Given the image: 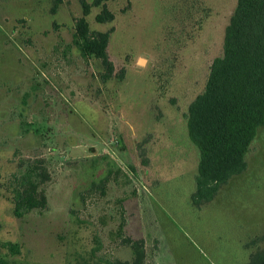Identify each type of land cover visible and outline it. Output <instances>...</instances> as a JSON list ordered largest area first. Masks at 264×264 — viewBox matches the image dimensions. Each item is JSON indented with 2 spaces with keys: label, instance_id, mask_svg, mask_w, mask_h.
<instances>
[{
  "label": "rangeland",
  "instance_id": "374dc122",
  "mask_svg": "<svg viewBox=\"0 0 264 264\" xmlns=\"http://www.w3.org/2000/svg\"><path fill=\"white\" fill-rule=\"evenodd\" d=\"M98 1L0 0V258L127 264L131 240L143 264H250L264 251V126L247 169L196 207L186 119L238 0ZM103 6L114 17L100 23ZM83 16L110 33V74L78 48ZM34 159L48 205L18 217L16 179Z\"/></svg>",
  "mask_w": 264,
  "mask_h": 264
},
{
  "label": "trees",
  "instance_id": "16d2710c",
  "mask_svg": "<svg viewBox=\"0 0 264 264\" xmlns=\"http://www.w3.org/2000/svg\"><path fill=\"white\" fill-rule=\"evenodd\" d=\"M89 11L86 5L85 16ZM85 16L76 22L78 48L82 55L101 60L110 74V33L92 31ZM113 17L103 6L97 21L104 23ZM186 119L189 138L199 151L192 203L200 207L247 169L246 155L264 126V0L237 1L225 29L223 54L212 62L204 91L189 105ZM48 180L44 160L23 164L14 189L16 216L47 208L48 199L40 186ZM128 242L134 261L127 264H143V241ZM0 264L8 262L0 258ZM250 264H264V251L252 254Z\"/></svg>",
  "mask_w": 264,
  "mask_h": 264
}]
</instances>
